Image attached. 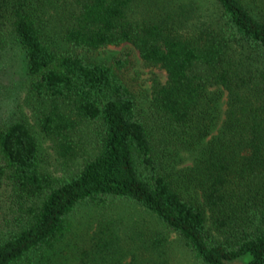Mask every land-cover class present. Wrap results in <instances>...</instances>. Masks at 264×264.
<instances>
[{
	"label": "trees",
	"instance_id": "16d2710c",
	"mask_svg": "<svg viewBox=\"0 0 264 264\" xmlns=\"http://www.w3.org/2000/svg\"><path fill=\"white\" fill-rule=\"evenodd\" d=\"M122 43L166 73L146 105L126 55H85ZM12 45L27 82L0 117V264H264V0H0ZM79 205L95 224L69 237Z\"/></svg>",
	"mask_w": 264,
	"mask_h": 264
},
{
	"label": "rangeland",
	"instance_id": "374dc122",
	"mask_svg": "<svg viewBox=\"0 0 264 264\" xmlns=\"http://www.w3.org/2000/svg\"><path fill=\"white\" fill-rule=\"evenodd\" d=\"M85 55L96 62L107 65H111L116 57L126 55V64L120 71L123 72L124 79L135 94L137 101L143 105H146L151 99L152 86L157 82L162 83L166 79V73L163 68L158 65L145 64L139 57L137 50L128 43L104 46L94 51L86 52ZM26 77L25 59L22 50L16 45L6 47V49L0 53L1 119L8 120L10 117L14 118V112L17 111L19 105L23 103L24 86L27 82ZM23 110L26 111V115H29L30 123L36 131V135H41L42 153L47 162L51 165L54 173L61 175L67 171L74 172L79 167L81 161L78 158L64 161V159L54 151L55 149L49 139H47L34 125L28 109L24 107ZM112 206L113 207L109 208L107 212V218L111 216V212L115 214H112V217H115L116 214L121 216V212H123L122 207H126V204L119 202ZM96 211L97 208L94 206L79 205L76 211L69 216L72 221V233L69 237L73 236L75 238L76 236H80L82 231L87 229L91 230L95 224ZM67 256V251L61 256L65 264L67 262Z\"/></svg>",
	"mask_w": 264,
	"mask_h": 264
}]
</instances>
